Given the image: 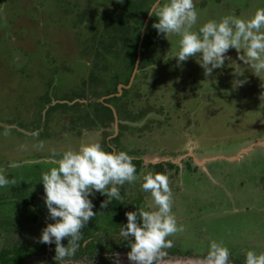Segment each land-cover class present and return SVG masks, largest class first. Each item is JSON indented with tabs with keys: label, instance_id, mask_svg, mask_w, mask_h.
<instances>
[{
	"label": "rangeland",
	"instance_id": "1",
	"mask_svg": "<svg viewBox=\"0 0 264 264\" xmlns=\"http://www.w3.org/2000/svg\"><path fill=\"white\" fill-rule=\"evenodd\" d=\"M154 3L0 0V169L16 180L0 188V249L37 243L55 223L41 182L54 166L51 153L98 142L133 156L141 178L169 177L172 212L185 231L169 237L174 246L158 264H201L212 240L229 248L230 264L264 252V146L251 144L264 143V73L248 70L235 49L207 78L199 57L178 66L180 38L152 27ZM194 3L197 28L264 8V0ZM237 64L245 69L239 79L247 78L240 87ZM13 162L19 167H8ZM141 183L120 187L125 212L149 210ZM98 197L107 199H89ZM126 224L94 231L91 253L65 264H131L130 248H118ZM50 261L43 254L25 262Z\"/></svg>",
	"mask_w": 264,
	"mask_h": 264
},
{
	"label": "clouds",
	"instance_id": "2",
	"mask_svg": "<svg viewBox=\"0 0 264 264\" xmlns=\"http://www.w3.org/2000/svg\"><path fill=\"white\" fill-rule=\"evenodd\" d=\"M117 2L123 3V0ZM148 12L149 16L158 18L152 25L158 34L167 39L171 35L180 38L179 50L173 56L178 66L189 58L199 57L197 62L207 78L214 69L224 67L225 60L230 59L228 51L235 49L238 59L248 70L258 77L264 73V8H258L248 17L230 14L219 20L211 19L198 28L199 13L194 0H155ZM233 69V75L237 77L233 86H243L247 78L241 80L239 77L244 75L245 69L239 64ZM260 99L264 102V93ZM51 156L54 166L41 173V182L49 219L55 223L47 224L39 242L55 243L56 264H65L76 254L82 229L96 215L89 196L97 192L105 195L107 199L101 203L105 208L113 199H123L120 187L141 179L142 191L151 197L149 210L139 208L126 212L127 224L119 233L125 241H130L127 257L131 264H158L166 255L165 250L174 246L169 237L185 231L172 212L174 200L169 177L149 172L141 178L137 175L134 157L127 152L106 151L100 143L92 142L61 153L53 151ZM8 167L19 165L13 162ZM15 183V178L8 179L4 169H0V188ZM65 239L67 246L62 243ZM230 256L227 246L212 240L201 264H230ZM245 264H264V252L247 251Z\"/></svg>",
	"mask_w": 264,
	"mask_h": 264
},
{
	"label": "trees",
	"instance_id": "3",
	"mask_svg": "<svg viewBox=\"0 0 264 264\" xmlns=\"http://www.w3.org/2000/svg\"><path fill=\"white\" fill-rule=\"evenodd\" d=\"M102 201L104 200L100 197L92 201L94 205L93 211L96 215L82 229V239L79 241L80 247L76 254L69 259L73 260L75 257L80 255H89L91 253V248L93 247L91 239L94 231L114 230L123 222H127V217L125 215L126 212L121 207L118 200L113 199L105 208L101 207ZM25 204L28 205L29 203L26 202ZM137 210L138 208L136 205H130L127 212ZM85 239H88V241L84 242ZM62 243L67 246L68 242L65 239ZM129 243L130 241L122 240L118 248L123 252H127L130 248ZM43 254L47 255L48 261H50L49 259L54 258L55 243L43 244L38 240L37 243L30 245L17 244L8 249L2 248L0 249V264H26L25 261L29 256H42ZM50 262L56 263L55 260Z\"/></svg>",
	"mask_w": 264,
	"mask_h": 264
},
{
	"label": "water",
	"instance_id": "4",
	"mask_svg": "<svg viewBox=\"0 0 264 264\" xmlns=\"http://www.w3.org/2000/svg\"><path fill=\"white\" fill-rule=\"evenodd\" d=\"M251 144H258V145H261V146H264V143H259V142H252ZM245 150V149H244ZM244 150H241V151H244Z\"/></svg>",
	"mask_w": 264,
	"mask_h": 264
},
{
	"label": "flooded vegetation",
	"instance_id": "5",
	"mask_svg": "<svg viewBox=\"0 0 264 264\" xmlns=\"http://www.w3.org/2000/svg\"><path fill=\"white\" fill-rule=\"evenodd\" d=\"M85 241H88V239H85L84 242H85ZM91 241H92V240H91Z\"/></svg>",
	"mask_w": 264,
	"mask_h": 264
}]
</instances>
